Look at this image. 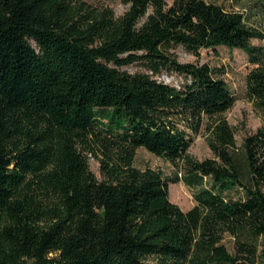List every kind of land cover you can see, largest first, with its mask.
<instances>
[{"label":"trees","instance_id":"1","mask_svg":"<svg viewBox=\"0 0 264 264\" xmlns=\"http://www.w3.org/2000/svg\"><path fill=\"white\" fill-rule=\"evenodd\" d=\"M122 2L116 15L0 0V264H264V126L238 145L227 82L171 51L244 50L246 94L264 111V44L251 42L264 31L217 2ZM203 126L213 157L199 160L188 149ZM139 147L183 160V177L136 166ZM205 180L191 209L171 200L170 182Z\"/></svg>","mask_w":264,"mask_h":264},{"label":"rangeland","instance_id":"2","mask_svg":"<svg viewBox=\"0 0 264 264\" xmlns=\"http://www.w3.org/2000/svg\"><path fill=\"white\" fill-rule=\"evenodd\" d=\"M90 4L111 7L116 15H121L127 9V5L122 0H86ZM171 3L173 0H167ZM222 4L227 9H237L245 13L249 24L264 31V0H207ZM253 44H264V40L253 38ZM171 51L181 62L208 63L215 71L216 75L223 78L236 97L234 106L224 113V117L233 126L238 145L242 144L247 134L253 133L258 128L264 126V111L255 108L246 94V76L253 65L249 62L247 53L239 48H229L227 46H217L215 48H202L198 54L187 51L183 46H176ZM129 72L144 70L140 63H134L124 67ZM160 80L179 85L183 78L177 74L164 73L158 76ZM188 154L195 159H205L213 157V152L207 142V131L202 127L198 134L192 135V143L188 149ZM97 155V156H96ZM88 154L90 169L99 178L102 177L100 166L101 154ZM135 165L144 169L152 167L161 170L166 177H174L179 174L183 177L185 173V163L178 160L173 163L164 157L158 156L144 147L137 149ZM209 180H205L202 186H189L183 181L170 182V198L183 210L187 211L195 205L194 194L200 188L209 186ZM227 248L233 251V240L225 234L223 239Z\"/></svg>","mask_w":264,"mask_h":264}]
</instances>
